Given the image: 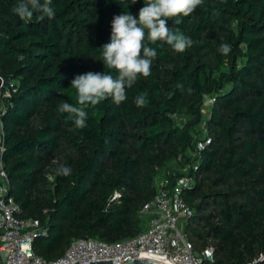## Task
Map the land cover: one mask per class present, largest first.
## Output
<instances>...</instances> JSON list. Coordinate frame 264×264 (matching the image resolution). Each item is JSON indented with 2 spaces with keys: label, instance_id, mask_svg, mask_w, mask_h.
Wrapping results in <instances>:
<instances>
[{
  "label": "trees",
  "instance_id": "obj_1",
  "mask_svg": "<svg viewBox=\"0 0 264 264\" xmlns=\"http://www.w3.org/2000/svg\"><path fill=\"white\" fill-rule=\"evenodd\" d=\"M19 2L0 0V73L15 81L1 115L3 158L17 215L46 229L33 250L54 259L74 238H129L147 224L140 209L156 179L190 175L184 230L200 264H264V0H203L182 23L170 18L193 46L178 53L149 45L157 50L151 75L121 104L89 106L83 129L58 106L77 105L76 75H118L104 67L101 48L113 17L128 10L138 19L144 0L127 9L118 0H51L55 17L31 20L12 13ZM222 43L231 45L227 56ZM142 93L149 103L137 107ZM205 96L211 112L202 138ZM60 165L70 175L58 174ZM208 246L211 258L201 254Z\"/></svg>",
  "mask_w": 264,
  "mask_h": 264
},
{
  "label": "built area",
  "instance_id": "obj_2",
  "mask_svg": "<svg viewBox=\"0 0 264 264\" xmlns=\"http://www.w3.org/2000/svg\"><path fill=\"white\" fill-rule=\"evenodd\" d=\"M15 90V81L0 73V264H72L76 260L85 263L90 260L111 259L112 264H126L136 256L161 258L168 264H200L201 256L195 254L193 242L179 226L192 214L183 189L193 183L190 175L173 179L160 176L155 181V192L140 209L149 215L145 228L139 233L118 241L106 242L92 237L74 238L63 254L46 259L32 248L33 238L40 229L39 221L33 216L17 215L18 203L8 194L9 181L4 168V130L1 115L5 99ZM211 98L205 96L206 101ZM209 141L206 137L196 142L201 150ZM208 246L201 254L212 257Z\"/></svg>",
  "mask_w": 264,
  "mask_h": 264
},
{
  "label": "clouds",
  "instance_id": "obj_3",
  "mask_svg": "<svg viewBox=\"0 0 264 264\" xmlns=\"http://www.w3.org/2000/svg\"><path fill=\"white\" fill-rule=\"evenodd\" d=\"M127 9L128 2L135 4L137 0H118ZM203 0H144V6L139 11L138 19L128 10L113 17L111 23L110 43L102 46V62L107 69H115L118 75L114 78L110 72H87L76 75L71 81V87L77 93V105L61 101L58 112L66 113L77 128H85L88 113L86 109L95 107L102 101L111 98L119 105L127 99L126 90L131 88L140 76L151 75L152 61L157 57V50L149 45L158 41L171 46L178 53L191 48L194 41L179 29L172 30L168 26L170 18H176L175 23H182L180 17L190 16ZM12 13L21 20H31L34 13H40L41 18L55 17V9L51 0H20L12 8ZM147 41V43H146ZM218 51L227 56L231 45L222 43ZM182 87V85H178ZM137 107L146 106L149 101L146 94L135 98ZM58 174L68 176L71 169L60 165Z\"/></svg>",
  "mask_w": 264,
  "mask_h": 264
},
{
  "label": "water",
  "instance_id": "obj_4",
  "mask_svg": "<svg viewBox=\"0 0 264 264\" xmlns=\"http://www.w3.org/2000/svg\"><path fill=\"white\" fill-rule=\"evenodd\" d=\"M72 264H112L111 259H104V260H90L85 263H80L78 260L73 262ZM126 264H168L161 258L153 257V256H136Z\"/></svg>",
  "mask_w": 264,
  "mask_h": 264
},
{
  "label": "rangeland",
  "instance_id": "obj_5",
  "mask_svg": "<svg viewBox=\"0 0 264 264\" xmlns=\"http://www.w3.org/2000/svg\"><path fill=\"white\" fill-rule=\"evenodd\" d=\"M211 102L210 101H206V103L203 105L202 107V112H203V120L202 122L199 124V127L201 129V132H200V135L201 137L203 138L204 136H207V131L205 129V126H204V121L209 117L210 115V112H211ZM170 166L173 168V169H178V165L173 161L170 163ZM142 222L143 224H145L147 222V214H143V218H142ZM184 224H185V221H181L179 223V226L182 230H184ZM146 225V224H145ZM195 254L197 255H200V252L195 250ZM264 257V255H263Z\"/></svg>",
  "mask_w": 264,
  "mask_h": 264
}]
</instances>
